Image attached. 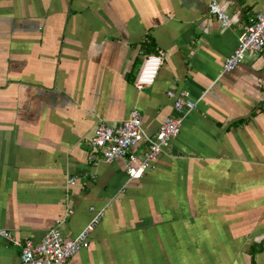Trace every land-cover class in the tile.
Segmentation results:
<instances>
[{
  "label": "crops",
  "instance_id": "0c3cea01",
  "mask_svg": "<svg viewBox=\"0 0 264 264\" xmlns=\"http://www.w3.org/2000/svg\"><path fill=\"white\" fill-rule=\"evenodd\" d=\"M216 1L228 27L211 0H0V229L14 241L0 264L53 227L72 239L90 208L103 217L66 264H264V52L222 73L264 0ZM154 50L163 65L137 90ZM168 90L196 108L153 172L87 160L96 126L134 108L153 137L176 115Z\"/></svg>",
  "mask_w": 264,
  "mask_h": 264
},
{
  "label": "built area",
  "instance_id": "2783aa9c",
  "mask_svg": "<svg viewBox=\"0 0 264 264\" xmlns=\"http://www.w3.org/2000/svg\"><path fill=\"white\" fill-rule=\"evenodd\" d=\"M209 13L223 27L229 26V16L216 0H211ZM261 52H264V13H257L241 27L237 46L225 59L222 73L236 69L247 55ZM163 61L164 54L161 52L146 57L135 82L137 90L149 87L155 82ZM166 96L173 100L176 115L166 117L153 137H146L142 129L140 112L134 108L126 120L114 124L101 122L96 126L91 141L92 150L88 153L87 160L94 164L98 157L107 163L121 159L129 181L139 180L145 173L153 172L167 143L179 134L185 114L196 108V103L190 100L185 92L176 93L168 90ZM143 141L147 143L146 152L137 155L131 151ZM76 179L69 178L67 184L74 185ZM90 211L93 214L90 222L72 239H65L59 229L53 227L39 243L25 241L20 256L21 264H66L79 251L88 249L90 235L103 217L102 210L90 208ZM61 223L63 220L56 222L57 226ZM0 239L14 243L12 235L3 229H0Z\"/></svg>",
  "mask_w": 264,
  "mask_h": 264
},
{
  "label": "trees",
  "instance_id": "16d2710c",
  "mask_svg": "<svg viewBox=\"0 0 264 264\" xmlns=\"http://www.w3.org/2000/svg\"><path fill=\"white\" fill-rule=\"evenodd\" d=\"M150 45H151V44H149V46H150ZM149 52H151V51H149ZM156 53H157V51L154 50L151 54H156ZM151 54H150V55H151Z\"/></svg>",
  "mask_w": 264,
  "mask_h": 264
}]
</instances>
